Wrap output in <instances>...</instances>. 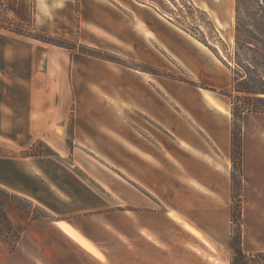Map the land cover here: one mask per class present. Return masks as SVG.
Listing matches in <instances>:
<instances>
[{
    "label": "crops",
    "instance_id": "crops-1",
    "mask_svg": "<svg viewBox=\"0 0 264 264\" xmlns=\"http://www.w3.org/2000/svg\"><path fill=\"white\" fill-rule=\"evenodd\" d=\"M73 1L50 9L57 29L42 14L35 28L177 68L192 84L0 29V149L13 154L0 156V188L49 214L26 220L4 206L19 238L11 250L0 240V264H228L232 114L207 88L230 87L231 72L153 9L77 0L74 22ZM263 115L244 114L243 132ZM250 139L242 140L246 257L264 253V140ZM36 143L54 154L21 156Z\"/></svg>",
    "mask_w": 264,
    "mask_h": 264
},
{
    "label": "trees",
    "instance_id": "trees-1",
    "mask_svg": "<svg viewBox=\"0 0 264 264\" xmlns=\"http://www.w3.org/2000/svg\"><path fill=\"white\" fill-rule=\"evenodd\" d=\"M187 1L189 8L205 19L203 26L211 32H214L218 37L210 15L205 10L196 7L191 0ZM9 6V0H0V29L17 35L30 37L39 42L65 48L70 52L74 51V49L69 46L72 45V43L66 40H59L40 32L31 33L30 31H26L22 25L15 24L13 21H8V13H11L13 16L16 14V4L11 3L12 8ZM4 11H8V13ZM166 19L205 46L231 72L232 80L230 87L218 91L217 94L228 99L227 103L230 106L233 116L231 136L232 162H235V160L241 161V139L239 133L236 134V132L241 130L243 115L264 114V0H235L233 28L234 51L232 57L235 68H232L229 62L224 60L219 54L218 50L210 46L204 38L194 36L187 29H183L178 24V21H174L171 17L168 16ZM219 43L224 47L221 41H219ZM78 52L108 62H119L117 57L108 55L104 52H98L94 49L82 47ZM151 71L154 74L165 76V73L160 74L158 73L159 71H155V69H151ZM188 83L191 82L188 81ZM233 92L236 93V95L233 96ZM26 154L28 156H43L50 155L51 151L36 152L33 146ZM7 204L15 206L21 217L26 220L43 219L48 216L45 211L35 207L29 200L0 188V240L3 241V238L8 239L10 241L8 250H11L17 243L19 235L13 230L4 214L3 208ZM27 208L36 209L39 214L34 215L28 212ZM239 253L242 254L240 251ZM249 258L251 264H264V253H258Z\"/></svg>",
    "mask_w": 264,
    "mask_h": 264
},
{
    "label": "rangeland",
    "instance_id": "rangeland-1",
    "mask_svg": "<svg viewBox=\"0 0 264 264\" xmlns=\"http://www.w3.org/2000/svg\"><path fill=\"white\" fill-rule=\"evenodd\" d=\"M108 3L110 2L112 5H115L116 7L120 8L122 11H125V6H137L141 9H153L155 10L160 16L166 19V17H171L174 21H178V24L183 28L190 31L191 34L198 38H204L210 46L216 48L219 52V54L224 58V60L229 62V65L232 68H235V64L232 62L233 57V51H234V43H233V28H234V6H235V0H191L193 4L196 7L205 9L207 13H209L210 18L212 20V23L216 29V34L214 32H211L210 30L206 29L203 26V22L205 19L203 16H201L198 13H195L193 10L189 8V4L187 0H107ZM10 2V8L11 3L16 4V14L13 16L11 13H8V21H13L15 24H20L24 27L26 31H30L31 33H43L48 36L55 37L59 40H66L69 43H72V45H69L74 49L73 52L70 53H78V50H80L82 47H85L87 49H94L98 52H104L108 55L115 56L119 59V62L116 64H120L123 66H127L130 68H137L140 70H143L149 74H154L151 69H155L150 66L146 65H140L137 63H134L132 61H127L126 59L111 54L107 51L99 50L97 48L83 45L79 43L76 40L68 39L52 34H47L44 32H41L35 28V19L37 14H42L44 16L43 18V26L47 27L48 29L55 30L58 27L55 23H50V9H64L65 3L70 2V0H9ZM73 4L75 5V10L73 15L74 22L78 20V14H77V0L73 1ZM6 10V9H4ZM18 28V27H16ZM221 41L224 45V47L221 46L219 43ZM52 45V44H51ZM55 46V45H54ZM58 47V46H56ZM83 55V54H81ZM88 56V55H85ZM91 57V56H88ZM95 58V57H93ZM99 59V58H97ZM103 60V59H101ZM108 62V61H107ZM114 63V62H111ZM173 72H166L163 70L155 69V71H159L158 73H165V76L167 78L177 80L180 82L188 83L190 81L192 84V80L185 74H183L181 71H179L177 68L172 67ZM172 75V76H171ZM232 75V74H231ZM163 76V75H161ZM164 76V77H165ZM229 88V87H227ZM225 88V89H227ZM221 89V90H225ZM207 90L215 92L217 97H219L221 100L227 102L228 99L225 97H222L217 94L218 91L214 88H207ZM233 96L236 95V93H232ZM231 110V109H230ZM232 114V113H231ZM232 124H233V116H232ZM257 124L264 125V115L263 116H250L247 119L246 125H245V131L243 132L242 122H241V130L236 132L239 133L240 139H241V161L232 162L231 158V152H230V160H231V181H232V194H231V200H232V209H231V238L229 241V244L225 250V258L226 260L229 259L228 264H246L250 263V258L246 257L245 255L240 254L241 247V226H240V216H241V207H242V194H243V187H242V140L243 137L245 140H249L251 137V141L253 142V139H261L264 140V132L260 131L256 128ZM240 125V124H239ZM71 123H69V129H70ZM233 129V125H232ZM249 132V136L246 137V133ZM251 132V133H250ZM58 134H61L58 131ZM251 134V135H250ZM35 147L36 152H47L51 151L50 155L54 154V150H52L50 147L43 145L42 143H36L33 145ZM32 146V147H33ZM63 148L71 149V143L68 141L67 144L63 146ZM29 150V149H28ZM27 150V151H28ZM22 152L21 156L25 157L28 156L26 152ZM246 154H252L253 151L250 149L249 151L245 152ZM0 156H13L11 152L5 151L0 149ZM47 156V155H43ZM33 204V203H32ZM34 205V204H33ZM35 206V205H34ZM15 207V206H14ZM42 210V208L35 206ZM27 211L38 215L39 212L36 209L27 208ZM44 211V210H43ZM19 213V212H18ZM20 215V214H19ZM21 216V215H20ZM49 217V214H47ZM23 218V217H22ZM10 241L6 238H3V247L5 249L9 248Z\"/></svg>",
    "mask_w": 264,
    "mask_h": 264
}]
</instances>
